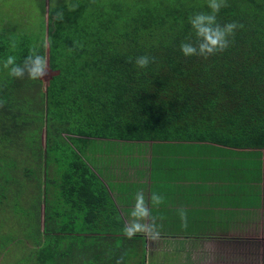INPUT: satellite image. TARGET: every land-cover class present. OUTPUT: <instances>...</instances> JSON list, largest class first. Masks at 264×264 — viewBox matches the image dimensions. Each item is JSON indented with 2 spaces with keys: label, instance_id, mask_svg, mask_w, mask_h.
Masks as SVG:
<instances>
[{
  "label": "trees",
  "instance_id": "1",
  "mask_svg": "<svg viewBox=\"0 0 264 264\" xmlns=\"http://www.w3.org/2000/svg\"><path fill=\"white\" fill-rule=\"evenodd\" d=\"M226 3L217 23L242 27L207 59L180 44L195 42L189 17L210 12L208 0H66L41 35L0 13V62H22L35 46L51 73L44 84L0 66L3 264H144L142 236L124 235L85 140L264 149V0ZM142 55L155 62H129Z\"/></svg>",
  "mask_w": 264,
  "mask_h": 264
},
{
  "label": "crops",
  "instance_id": "2",
  "mask_svg": "<svg viewBox=\"0 0 264 264\" xmlns=\"http://www.w3.org/2000/svg\"><path fill=\"white\" fill-rule=\"evenodd\" d=\"M81 146L124 225L137 192H143L152 216L165 217L157 221L158 239L137 233L144 264H226L227 244L239 242L238 234L258 218L264 221V149L107 139ZM153 193L165 197L159 206L151 204ZM180 210L186 212L187 228L180 226Z\"/></svg>",
  "mask_w": 264,
  "mask_h": 264
},
{
  "label": "clouds",
  "instance_id": "3",
  "mask_svg": "<svg viewBox=\"0 0 264 264\" xmlns=\"http://www.w3.org/2000/svg\"><path fill=\"white\" fill-rule=\"evenodd\" d=\"M226 0H208L210 12L196 13L189 17V23L194 32L195 42H182L180 51L185 57L198 56L207 59L209 56L225 51L230 45V37L235 30L242 25L236 22L220 25L217 23V13L222 7H226ZM57 20H63V13L57 12ZM12 50H15L16 43L12 41ZM133 62L139 69H145L150 63L155 62V57L147 55L138 56ZM0 66L7 71L8 75L15 79L27 78L32 81L46 78L49 75V65L47 59L39 54L35 46L29 49V54L24 57L22 62H17L15 55H8ZM165 197L153 193L150 201L153 206H159L164 202ZM131 220L123 228L124 235L131 239L137 233H145L151 239L159 238L162 224L157 221H163V216H152L148 202L145 200L143 192H137L135 203L130 212ZM181 228H187V215L184 210L179 211Z\"/></svg>",
  "mask_w": 264,
  "mask_h": 264
},
{
  "label": "rangeland",
  "instance_id": "4",
  "mask_svg": "<svg viewBox=\"0 0 264 264\" xmlns=\"http://www.w3.org/2000/svg\"><path fill=\"white\" fill-rule=\"evenodd\" d=\"M66 0H0V13L5 25H17L13 30L29 31L34 35L46 34V24L50 20L51 7ZM18 27V28H17ZM30 36V35H29ZM51 76L40 79L44 84ZM264 154V153H263ZM260 212V211H258ZM2 232H6L3 229ZM7 233V232H6ZM18 234L22 238V234ZM239 242L227 244L229 256L226 264H264V221L258 218L254 226H250L244 233L238 234ZM24 242V241H23ZM28 248L31 245L24 243ZM5 262L0 251V264ZM218 264V262H217ZM223 264V263H222Z\"/></svg>",
  "mask_w": 264,
  "mask_h": 264
}]
</instances>
